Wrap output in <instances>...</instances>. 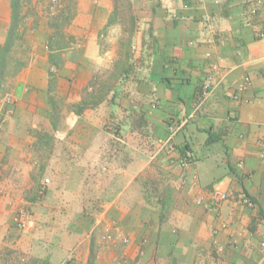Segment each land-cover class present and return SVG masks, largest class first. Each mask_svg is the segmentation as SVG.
Returning a JSON list of instances; mask_svg holds the SVG:
<instances>
[{"label":"crops","instance_id":"obj_1","mask_svg":"<svg viewBox=\"0 0 264 264\" xmlns=\"http://www.w3.org/2000/svg\"><path fill=\"white\" fill-rule=\"evenodd\" d=\"M74 1L64 44H55L45 19L28 30L29 60L7 82L15 102L4 108L0 100V264H260L264 0H132L131 36L113 23V0ZM11 18V0H0V45ZM116 64L119 82L81 106L79 91L97 90L91 78ZM53 68L59 94L81 106L56 128ZM42 130L65 145L55 147L52 162L68 165L64 186L77 200L79 156L88 170L118 174L103 210L79 213L69 230L57 207L51 219L41 214L47 196L34 134ZM111 135L126 150L107 146ZM216 190L229 194L218 205ZM24 208L26 228L17 232Z\"/></svg>","mask_w":264,"mask_h":264},{"label":"rangeland","instance_id":"obj_2","mask_svg":"<svg viewBox=\"0 0 264 264\" xmlns=\"http://www.w3.org/2000/svg\"><path fill=\"white\" fill-rule=\"evenodd\" d=\"M114 1V11L112 14L113 23L121 22L127 25L126 30L129 32L130 36L133 33V2L132 0H113ZM75 1L74 0H32L31 2H27L24 7V12H26L25 23L20 27L19 33L23 30V27L27 26L28 29L25 31L23 39H17L16 44L12 50L11 58L9 59L10 64L5 69L2 74V83L3 87L0 89V100L4 102V108L7 105H13L15 100L11 95L9 86L7 87V82H9V78L11 75L15 74L17 69L22 67L21 63L29 60L31 54V45L27 37L29 35L28 30L32 27H37L41 19H45L48 24L53 28V33L56 34L55 44H64L66 41L65 27L68 26L70 16L74 11ZM127 38V37H126ZM121 49L125 51L128 48V44L125 42L119 44ZM125 49V50H124ZM54 62H60V57L56 55L54 58ZM122 62V61H121ZM120 63V61H119ZM118 64V63H117ZM116 64V69L110 73L101 72L99 70L95 73L94 77L91 78L89 84L95 86L97 90L88 91L86 87L79 91L78 95L81 96L82 104L88 105L96 100H99L102 95L109 90L112 86L116 85L121 78L118 74H116L118 65ZM19 68V69H20ZM50 71V70H49ZM58 74L53 68L50 71V86H49V103L51 104L52 113L56 111V119L55 122L57 125H61L63 121H65V117L70 113L71 110L78 111L80 109V105L77 103H71L68 100L69 92L66 93L67 100L62 98L63 95L59 94V83H58ZM52 83V87H51ZM9 85V84H8ZM58 85V86H57ZM58 91V92H57ZM10 99V102L8 101ZM1 102V101H0ZM2 103L0 104V107ZM114 134H117V131L114 129ZM38 139L37 142L40 141L41 147L37 148L40 150L41 156L40 159V167L37 175L44 181V192L47 196L46 202L41 205L40 210L41 214H45V218H50L51 213H53L50 209L54 206L57 207V213H60V218L62 222L63 230H69L68 227L75 225V220H79L77 218L79 213L86 214H96L103 210L106 200L111 197L112 186L117 179V173H111V175L105 176L102 172L94 171L89 167V170L86 168L85 163L86 159L84 156L78 157V173H77V182L81 184L78 190L81 193L80 201L75 197V193L71 188L65 187V183L69 181V167L68 165L63 163L62 159L60 161H56V164L53 165V151L55 147L64 148L65 145H60L57 143V139L53 136L54 133L51 131H44L34 134ZM120 135H111V138L107 140V146L116 149L117 151L123 152L126 148H122L123 142L118 138ZM120 147V148H119ZM57 149V148H56ZM116 151V152H117ZM59 162V163H58ZM56 169V171H55ZM74 174L72 173V178ZM49 179V182L46 181ZM60 185V186H59ZM58 199L59 203H55L52 200ZM21 210V209H20ZM18 211V213L20 212ZM22 211L25 212V221L27 223L28 215L30 211L24 208ZM49 219L46 221L48 223ZM90 219V218H89ZM94 221V220H93ZM93 221H90L92 223ZM16 223V221H14ZM51 222V221H49ZM49 225H47L48 227ZM26 228L20 227L15 224L16 231H22ZM84 229H87L84 226ZM64 232V231H63ZM105 240H113L112 236H107L104 238ZM124 243L128 242V238H124ZM97 243V242H95ZM14 259L18 258V254L13 255Z\"/></svg>","mask_w":264,"mask_h":264},{"label":"trees","instance_id":"obj_3","mask_svg":"<svg viewBox=\"0 0 264 264\" xmlns=\"http://www.w3.org/2000/svg\"><path fill=\"white\" fill-rule=\"evenodd\" d=\"M31 2L32 0H11V7H12V18L11 23L7 32V37L5 42L0 45V74L2 75L7 68V66L10 64L9 59L11 58L12 50L16 44L17 39H23L25 31L28 29L27 26L23 27V30L21 33H19L20 27L23 26L25 23V16L26 12H24V7L27 2ZM116 2V0H115ZM56 37V34H54ZM49 42V47H50ZM56 55L53 53L50 54L51 62L54 63V58ZM61 59V58H60ZM25 62H22L21 65L23 66ZM20 68V67H19ZM19 68L17 70H19ZM52 87V83H51ZM52 116L56 119V111L54 108V111L52 113ZM55 119L53 118L54 126L55 128L58 126L55 122Z\"/></svg>","mask_w":264,"mask_h":264},{"label":"built area","instance_id":"obj_4","mask_svg":"<svg viewBox=\"0 0 264 264\" xmlns=\"http://www.w3.org/2000/svg\"><path fill=\"white\" fill-rule=\"evenodd\" d=\"M250 83V78L247 77L245 79V82L240 84L238 86L237 92L235 93V98L239 97V94L245 90L246 86ZM10 102V99L8 100ZM178 127L173 126L172 127V132L167 138V143H169L173 137V134L177 131ZM47 182H49V179H46ZM229 197V194L224 191L216 190L212 194V199L216 205L221 203L223 200H226ZM240 199L243 203L247 205H251L253 201L249 197V195L246 192H241L240 193ZM16 224L20 227H25L26 226V221H25V212L20 210V212L16 215L15 217ZM222 249V247H220ZM260 249L262 253V260L260 261V264H264V236L262 237L260 241Z\"/></svg>","mask_w":264,"mask_h":264}]
</instances>
